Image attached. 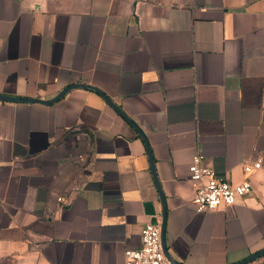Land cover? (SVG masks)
<instances>
[{
    "label": "crops",
    "instance_id": "obj_1",
    "mask_svg": "<svg viewBox=\"0 0 264 264\" xmlns=\"http://www.w3.org/2000/svg\"><path fill=\"white\" fill-rule=\"evenodd\" d=\"M68 88L0 100V264H125L164 214L173 264L264 249V0H0V95ZM197 155L252 192L198 213Z\"/></svg>",
    "mask_w": 264,
    "mask_h": 264
},
{
    "label": "built area",
    "instance_id": "obj_2",
    "mask_svg": "<svg viewBox=\"0 0 264 264\" xmlns=\"http://www.w3.org/2000/svg\"><path fill=\"white\" fill-rule=\"evenodd\" d=\"M261 161H244L243 171L252 175L261 170ZM191 181L196 184L192 205L198 213L214 212L220 208L235 205L252 192L249 178L241 183L219 178L215 172L202 165V156L193 158L190 165ZM125 264H172L164 252L162 244V224L150 222L141 235V246L125 252Z\"/></svg>",
    "mask_w": 264,
    "mask_h": 264
},
{
    "label": "water",
    "instance_id": "obj_3",
    "mask_svg": "<svg viewBox=\"0 0 264 264\" xmlns=\"http://www.w3.org/2000/svg\"><path fill=\"white\" fill-rule=\"evenodd\" d=\"M75 88H86V86L83 85H75L73 86ZM92 90L98 92L99 94H101V96H103V98L113 107L117 108L113 102L107 98L106 96H104V94H102L101 92H99V90L91 88ZM71 90V88L66 89L62 94H60L59 96H57L56 98L52 99V100H47V101H43V100H35V99H19V98H10V97H6V96H1L0 95V100L3 101H9V102H19V103H34V102H38V103H44V104H50L53 103L55 101H57L58 99H60L61 97H63L67 92H69ZM117 110L121 113V111L117 108ZM162 244H163V248H164V252L166 254V257L168 258V260L171 262V258L167 252L166 246H165V214L163 216V221H162ZM264 256V249L262 251H260L259 253L247 258L246 260L236 263V264H248L251 262H254L256 260H258L259 258ZM173 264V262H171Z\"/></svg>",
    "mask_w": 264,
    "mask_h": 264
}]
</instances>
